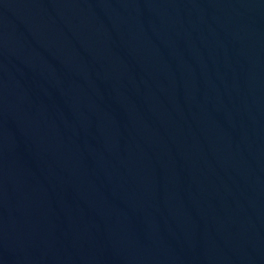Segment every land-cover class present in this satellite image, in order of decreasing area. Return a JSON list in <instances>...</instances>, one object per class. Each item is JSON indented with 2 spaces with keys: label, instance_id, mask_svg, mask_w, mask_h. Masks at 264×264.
<instances>
[{
  "label": "water",
  "instance_id": "obj_1",
  "mask_svg": "<svg viewBox=\"0 0 264 264\" xmlns=\"http://www.w3.org/2000/svg\"><path fill=\"white\" fill-rule=\"evenodd\" d=\"M0 264H264V0H0Z\"/></svg>",
  "mask_w": 264,
  "mask_h": 264
}]
</instances>
